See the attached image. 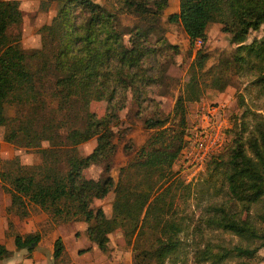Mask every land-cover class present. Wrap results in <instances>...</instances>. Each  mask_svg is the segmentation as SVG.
Listing matches in <instances>:
<instances>
[{
    "label": "trees",
    "instance_id": "trees-1",
    "mask_svg": "<svg viewBox=\"0 0 264 264\" xmlns=\"http://www.w3.org/2000/svg\"><path fill=\"white\" fill-rule=\"evenodd\" d=\"M168 2L122 0L127 11L147 23L146 27L135 28L125 43V32L110 8L95 0H57L51 22L39 28L41 47L26 51L20 42V0H0L3 139L33 147L48 141L34 171L19 173L6 166L0 169L1 181L8 182L2 184L10 195L7 212L13 210L25 216L28 203H33L54 217L84 220L88 239L101 250L108 248V234L120 228L140 263L154 260L155 264H177L183 227L174 208L177 181L173 164L180 157L187 133V102L199 100L203 94L207 27L210 22H220L221 29L231 33L230 40L236 43L234 63L264 83V0H178V9L169 13L167 20L181 23L189 43L201 40L191 61L197 75L185 83L171 112L144 119L152 132L134 158L120 167L116 181L110 174L96 179L86 177L83 169L92 163L103 162V170H110L115 152L112 128L125 105L120 89L133 84L139 73L143 82L154 80L157 75L141 73L147 56L155 62L159 54L179 52L163 33L156 36L154 44L148 40ZM259 29L263 31L261 36L246 41L250 31ZM221 79V74L214 76L212 85L222 89L226 83ZM39 92L48 93L56 106L48 107L44 98L36 100ZM92 100L106 102L102 116L89 110ZM6 104L26 107L27 112L7 115ZM62 127L64 134L59 131ZM91 137L96 138L95 146L86 154L80 153L78 145ZM224 145L209 156L212 165L205 181L219 173L228 200L210 203L204 222L246 242L231 246L206 242L195 249L197 262L250 259L264 246V227L240 215V210L248 213L252 203L264 199V115L255 114L250 126L240 123L222 150ZM135 170L140 172V178L133 181ZM111 189L112 215L107 216L102 207L93 208L91 204ZM261 216L264 220V214ZM39 239L38 232L14 234L17 249L31 251ZM63 249L62 238L57 236L52 256L59 257ZM12 253L0 242V259ZM239 264L249 263L240 260Z\"/></svg>",
    "mask_w": 264,
    "mask_h": 264
},
{
    "label": "rangeland",
    "instance_id": "rangeland-1",
    "mask_svg": "<svg viewBox=\"0 0 264 264\" xmlns=\"http://www.w3.org/2000/svg\"><path fill=\"white\" fill-rule=\"evenodd\" d=\"M43 1L45 4L42 3ZM95 1L116 12L118 24L125 32L123 36L125 43H128L130 33L135 28L138 26L143 28L147 25L146 20L127 11L122 0ZM20 8L22 10L21 46L26 51L41 47L39 28L41 25L51 22L57 10V0H20ZM177 9L178 0H169L156 24L155 31L149 34L148 40L149 43L154 44L156 36L163 33L169 42L177 45L179 52L159 54L155 62L147 56L148 60L141 65V73L157 75L149 83L141 81L139 73L135 77L134 83L127 88L120 85L122 87L120 94L125 105L119 111V121L112 128L115 152L111 157L110 170L108 172L103 170V162L92 163L83 169L86 177L96 179L110 174L116 181L120 167L134 158L137 149L152 132V129L145 126L144 119L148 116L171 112L176 97L183 92L185 83L197 75L191 61L196 47L200 44L189 43L179 21L167 20V15ZM221 25L220 22H210L207 27V39L203 44L207 53L203 68L206 72H204V81L201 82L203 94L199 100L187 102L186 131L188 132L192 125L198 105L220 103L224 107V116L229 125L225 131L227 139L222 149L224 150L233 137L235 127H239L242 122L250 126L255 114L264 115V83L255 80L254 74L234 63L233 52L236 43L231 42V33L223 31ZM262 34L261 29L252 30L246 41ZM219 74L226 83L222 89L212 85V79ZM36 97V100L46 99L48 107L56 106V101L50 98L48 93L39 92ZM105 108L106 102L103 100H92L89 104V110L94 111L98 116H102ZM15 111L26 113L27 108L6 104L7 115H13ZM4 130L5 127L0 126V169H7L4 168L6 166L14 167L19 173L34 171L41 161V150L48 145V141L43 140L39 146L34 147L20 146L4 140ZM59 131L64 134L65 128L62 127ZM95 144V137L82 142L78 145L80 153L90 152ZM4 160L9 162L6 163ZM209 160L210 157L199 169L191 164H183L180 158L173 164L174 178L177 181L176 187L173 185L175 187L173 189L174 208L183 227L180 232L181 247L175 261L177 264H239L240 260H244L249 264H264V246H261L256 256L250 259L232 257L217 263L209 260L200 262L195 260V249L203 247L206 242L225 246L235 243L245 244L246 242L229 231L213 228L204 222V217L208 212L206 208L210 203L228 200L219 173L212 180L205 181L212 165ZM139 174V171L133 172V181L140 178ZM3 183L8 185L7 181L0 179V211H2L4 202L7 200L10 202V195L3 188ZM113 198L114 191L111 189L104 197L94 198L91 206L93 208L102 207L105 214L111 216ZM27 209V215L21 216L13 210L7 212L6 206H4L3 218L5 226L8 227L7 234L14 236L16 233L38 232L43 245L53 244L55 238L60 236L64 244L63 252L57 258L52 256L50 259L49 257L48 264H155L154 260L140 263L138 258L135 259L136 250L132 249V244L127 243L120 228H116L108 234V248L101 250L88 239L85 230L87 223L84 220L60 219L33 203H28ZM240 211L241 217L248 216L259 227H264V220L261 216L264 214V199L252 203L248 213ZM141 242L144 245L147 244L145 240ZM4 243L9 248L16 246L14 237L11 241ZM49 252L50 250H48Z\"/></svg>",
    "mask_w": 264,
    "mask_h": 264
},
{
    "label": "built area",
    "instance_id": "built-area-1",
    "mask_svg": "<svg viewBox=\"0 0 264 264\" xmlns=\"http://www.w3.org/2000/svg\"><path fill=\"white\" fill-rule=\"evenodd\" d=\"M196 43L200 44L201 40L197 39ZM228 126L222 104L213 102L198 105L192 125L185 134L179 157L182 163L202 168L206 159L225 143Z\"/></svg>",
    "mask_w": 264,
    "mask_h": 264
},
{
    "label": "crops",
    "instance_id": "crops-1",
    "mask_svg": "<svg viewBox=\"0 0 264 264\" xmlns=\"http://www.w3.org/2000/svg\"><path fill=\"white\" fill-rule=\"evenodd\" d=\"M9 201L4 202L0 219V242L11 241L14 236L7 234L8 227L5 226V219L3 218L4 206H7ZM5 217V214H4ZM2 220V221H1ZM86 229V228H85ZM27 233V232H26ZM5 244V243H4ZM6 245V244H5ZM53 244L43 245L42 239H39L35 247L29 252L25 248L17 249L16 246L9 248L13 251L12 255L0 259V264H48L49 257L52 258ZM48 250L50 252L48 253ZM43 251V252H42Z\"/></svg>",
    "mask_w": 264,
    "mask_h": 264
}]
</instances>
